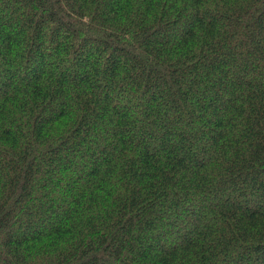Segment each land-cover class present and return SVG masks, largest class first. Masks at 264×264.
Wrapping results in <instances>:
<instances>
[{"label": "trees", "instance_id": "16d2710c", "mask_svg": "<svg viewBox=\"0 0 264 264\" xmlns=\"http://www.w3.org/2000/svg\"><path fill=\"white\" fill-rule=\"evenodd\" d=\"M0 264H264V0H0Z\"/></svg>", "mask_w": 264, "mask_h": 264}]
</instances>
